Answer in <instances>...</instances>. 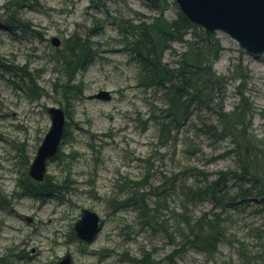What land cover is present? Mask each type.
Segmentation results:
<instances>
[{"label":"rangeland","instance_id":"rangeland-1","mask_svg":"<svg viewBox=\"0 0 264 264\" xmlns=\"http://www.w3.org/2000/svg\"><path fill=\"white\" fill-rule=\"evenodd\" d=\"M6 1L0 0V7ZM24 4L17 14L30 25L29 31L16 24L14 32L0 27V264H57L66 253L72 254L73 264H138L143 256L152 264H240L231 236L215 253L193 247L175 253L182 248L175 212L196 216L206 211L211 218L213 211L207 202L186 203L172 179L187 166L214 174L230 164L228 158L212 160L229 141L214 143L196 131L201 121L218 124L220 109L237 108L242 113L238 126L250 125L264 136V54H249L228 34L217 32L214 42L222 51L214 71L220 81L203 96L202 105L197 104L190 122L163 146L158 126L143 122L154 106H163V99L140 84L139 67L126 49L119 20L150 18L161 10L172 19L180 11L176 0ZM74 34L89 40L95 55L69 79L61 73L56 55ZM54 36L61 46L52 43ZM173 47L184 50L181 43ZM170 58L167 51L165 61ZM34 82L37 97L27 91ZM63 82L75 87L67 100L59 92ZM101 91H108L111 100L96 97ZM49 106L66 110V133L56 159L48 162L45 181L54 184V191L36 197L18 184L51 126ZM125 182H143L148 215L140 206H112L131 193ZM194 182V178L181 181ZM237 188L231 182L228 190L233 195ZM260 207L253 201L246 210H227L229 231L239 240L256 242L257 230L264 227V212L257 213ZM83 208L97 212L104 221L89 243L72 236ZM172 253L173 261L167 258Z\"/></svg>","mask_w":264,"mask_h":264},{"label":"trees","instance_id":"trees-1","mask_svg":"<svg viewBox=\"0 0 264 264\" xmlns=\"http://www.w3.org/2000/svg\"><path fill=\"white\" fill-rule=\"evenodd\" d=\"M25 1L27 0H8L0 7V27L14 32L16 24L24 31L30 30V25L17 14L24 8ZM119 29L126 37L125 46L132 61L139 67L140 84L145 89L160 93L163 99V106H154L143 122H154L158 126L159 143L165 146L190 122L197 104L202 105L203 96L212 92L215 84L220 81L214 71V63L220 58L222 47L214 41L208 42L203 30L190 22L181 11L172 19L165 16L164 10L150 18L139 16L121 19ZM64 43L67 47L63 51L57 50V62L63 67L60 72L72 79L75 72L83 68V61L92 54V44L75 34L66 38ZM174 43H181L184 50L177 51L173 47ZM167 51H170L172 58L165 61ZM33 85L35 82L28 84L27 91L31 96L37 97L39 89L36 90ZM57 85L56 83L55 87L58 91ZM60 87L59 92L66 100L72 97L75 91L73 85L63 82ZM216 114L218 124L201 121L197 124L196 131L214 143L229 141L227 149L213 156L212 160L228 158L230 164L214 174L187 166L172 179L176 186L181 187L186 203L207 202L213 211L211 218L206 211L196 216H189L184 210L175 212L179 226L177 237L182 247L175 253H185L190 247L201 252L215 253L218 246L231 236L234 238L233 246L239 251L236 261L240 264H264V227L257 230L259 236L256 242L239 240L236 233L229 231L230 216H225L227 210H246L253 201L262 206L257 213L264 212V136L260 137L250 125L238 126L240 123L236 120L242 113L237 108L230 112L223 108ZM146 169L149 170V166ZM184 178H194L195 182L183 184L181 181ZM231 182L238 185L233 195L228 190ZM125 184L131 193L124 200H115L112 206L115 209L140 206L144 214H147L146 193L141 191L143 182ZM18 186L36 196L54 190V184L50 180L39 184L27 173ZM150 186L153 187L151 184ZM154 195L158 196V193ZM152 217L157 219L156 222L159 221L157 216ZM147 222L151 223V219ZM72 236H75L74 233ZM175 253L167 258L173 261ZM138 264L152 263L143 256Z\"/></svg>","mask_w":264,"mask_h":264},{"label":"water","instance_id":"water-1","mask_svg":"<svg viewBox=\"0 0 264 264\" xmlns=\"http://www.w3.org/2000/svg\"><path fill=\"white\" fill-rule=\"evenodd\" d=\"M181 11L194 24L204 29L208 42L215 39L217 32H224L239 46L252 55L264 54V0H176ZM54 45L61 40L52 37ZM96 97L109 100L111 94L101 91ZM47 112L51 126L45 135L30 166L29 174L42 181L47 173V162L59 150L65 132L66 111L63 107L50 106ZM100 216L87 208L82 210L74 228L79 237L92 241L102 229ZM57 264H73L67 253Z\"/></svg>","mask_w":264,"mask_h":264}]
</instances>
